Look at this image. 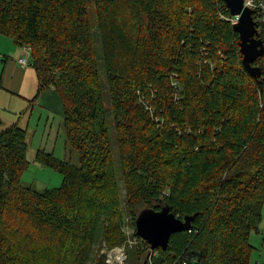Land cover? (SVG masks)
Returning a JSON list of instances; mask_svg holds the SVG:
<instances>
[{"label": "trees", "instance_id": "trees-1", "mask_svg": "<svg viewBox=\"0 0 264 264\" xmlns=\"http://www.w3.org/2000/svg\"><path fill=\"white\" fill-rule=\"evenodd\" d=\"M93 1L105 82L88 0H0V35L31 48L38 94L59 95L81 161L40 150L37 162L63 183L24 187L27 131L1 129L0 117V264H90L96 245L125 243L106 91L134 224L146 208L194 217L175 238L184 251L172 250L173 236L153 263L264 264L251 245L264 212V85L244 71L239 33L219 17L228 6Z\"/></svg>", "mask_w": 264, "mask_h": 264}, {"label": "rangeland", "instance_id": "rangeland-1", "mask_svg": "<svg viewBox=\"0 0 264 264\" xmlns=\"http://www.w3.org/2000/svg\"><path fill=\"white\" fill-rule=\"evenodd\" d=\"M88 10L90 11L89 14L91 17V21L93 23V27L95 29L94 33H95V36L97 37L96 47L98 51L97 55L99 57L98 70H99V74L101 78L103 79V82H105L106 71L104 68L105 64H103V59L101 55V52H102L101 46H100L101 37L99 36L98 29H97V26H98L97 17H96L97 9H95V4L93 0H88ZM104 87L105 89L107 87L105 83H104ZM107 93H108L107 91L104 93V97H105L106 104L108 105L107 115L109 119L108 121L109 122V132H111V135H110L111 146L113 147L112 148L113 156H114V160L116 161L115 170H116V173H118L117 179H118V186L120 187L119 189L120 197H121V201H123V214H124L123 232L126 237V240L124 244H121L120 246H116V247H108L106 243H104L102 244L103 248L99 249V246L96 245L94 248V254H93V257L95 258L93 262L90 264H96L97 260L100 258H103L104 256L106 257V258L104 257L105 262L103 260L105 264L108 258L107 256L108 252L106 251L110 249L115 250L117 248H120L121 246H126V252H127V255L129 256V258L127 259V264H146L148 257H149L148 264H150V263H153L152 257H155L156 259L160 257V255L151 251L150 247L147 248L144 244H142L145 241L141 240L140 237H137L135 234L137 228L134 224V219L132 218L133 216L132 214H130L128 206L126 204L127 202L125 200L126 187L124 184V176H123L124 173L122 172L121 165H120L121 159H120V154H119V149H118L119 146L117 145V134L118 133L116 132L114 128V123H113L114 119L111 113L109 95ZM63 122L64 121L60 120V122L52 123L51 125L52 129L47 130V132L44 131L43 139H41V135L43 132L41 130L39 131L36 130L35 125H33V128L30 130V134H29L30 136L27 138V142L29 146L27 158H28V162L30 163V165L28 166L27 170L23 173V176H22L23 177L22 185L24 187H29L35 191L37 190L39 192L44 193L51 188H56V189L60 188L63 183V177H64L63 175H61L60 173H58L56 170L52 168L42 167V165L39 162H37L36 155H37V152L40 150L46 151L47 153L48 152L53 153L55 155V158L58 160L69 161L70 164L74 166L80 165L81 161H80L78 152L76 150L74 151L73 148H70L66 142L67 135L65 134ZM1 129H5L3 125ZM262 223L263 224L260 225V231H259L260 233L264 232V212H263V222ZM180 235L181 233L174 235L173 240L174 241L176 240V241L175 243H173L172 250L183 252L184 250L182 249V246H183V243L186 242V240L183 237H179L175 239L176 237ZM251 245L253 246V248H255V253L253 254V261H255L254 256L258 257V255L261 252L264 254V250H263L264 233L259 234V235L254 233L252 235Z\"/></svg>", "mask_w": 264, "mask_h": 264}, {"label": "crops", "instance_id": "crops-1", "mask_svg": "<svg viewBox=\"0 0 264 264\" xmlns=\"http://www.w3.org/2000/svg\"><path fill=\"white\" fill-rule=\"evenodd\" d=\"M23 52L14 40L0 35V117L5 129L11 126L24 128L28 137L35 125L36 130L43 132V139L44 131L52 129V123L64 121L65 107L53 90L38 94L40 80L35 69L19 63ZM263 233L257 232V235ZM254 257V262L264 261L262 252Z\"/></svg>", "mask_w": 264, "mask_h": 264}, {"label": "water", "instance_id": "water-1", "mask_svg": "<svg viewBox=\"0 0 264 264\" xmlns=\"http://www.w3.org/2000/svg\"><path fill=\"white\" fill-rule=\"evenodd\" d=\"M232 17L240 16L241 20L233 27L239 33L240 53L244 71L254 79H260L263 73L254 64L264 57V44L258 38L253 12L244 9L243 0H223ZM136 217V236L145 241L151 251H167L171 238L177 233H186L193 228L194 217L187 216L181 220L167 206L155 211L146 208Z\"/></svg>", "mask_w": 264, "mask_h": 264}, {"label": "built area", "instance_id": "built-area-1", "mask_svg": "<svg viewBox=\"0 0 264 264\" xmlns=\"http://www.w3.org/2000/svg\"><path fill=\"white\" fill-rule=\"evenodd\" d=\"M244 9L250 10L253 12L254 22L256 25V29L258 31V38L264 44V0H243ZM219 17L225 21L230 22V24L234 27L239 20H241L240 16L232 17L231 15H226L225 12L219 8ZM24 55L19 59V63L25 67H31L30 58H31V48H23ZM259 69H262L263 75H261L260 80L264 85V57L255 63ZM176 83H174L175 86ZM262 98V94H261ZM260 102V109H264V97ZM149 110H151L150 106H148ZM159 121V119H157ZM108 252L106 264H127V259L129 256L126 252V246H121L115 250H107ZM105 252V253H106ZM153 264V263H150ZM174 264H180L179 261H176ZM186 264V263H181Z\"/></svg>", "mask_w": 264, "mask_h": 264}, {"label": "clouds", "instance_id": "clouds-1", "mask_svg": "<svg viewBox=\"0 0 264 264\" xmlns=\"http://www.w3.org/2000/svg\"><path fill=\"white\" fill-rule=\"evenodd\" d=\"M255 65V64H254Z\"/></svg>", "mask_w": 264, "mask_h": 264}]
</instances>
